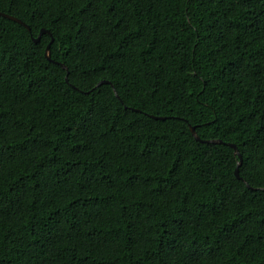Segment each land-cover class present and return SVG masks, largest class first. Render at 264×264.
Here are the masks:
<instances>
[{
  "label": "trees",
  "instance_id": "1",
  "mask_svg": "<svg viewBox=\"0 0 264 264\" xmlns=\"http://www.w3.org/2000/svg\"><path fill=\"white\" fill-rule=\"evenodd\" d=\"M0 11V264H264V0Z\"/></svg>",
  "mask_w": 264,
  "mask_h": 264
},
{
  "label": "water",
  "instance_id": "2",
  "mask_svg": "<svg viewBox=\"0 0 264 264\" xmlns=\"http://www.w3.org/2000/svg\"><path fill=\"white\" fill-rule=\"evenodd\" d=\"M0 15H3V16L8 17V18H10V19H13V20H16V21H18V22H21V23H23V24H24V25L30 30V26H29L28 24H26L25 22H23V20L20 19V18L14 16V15H11V14H9V13L2 12V11H0ZM46 32H47V33H50V31H49L48 29L42 28V30H41V32L39 33V35H38L37 37H34V38H33L34 41H35V42H39L40 39H41V37H42V35H43L44 33H46ZM53 41H54V38L52 37L50 43L47 45L46 52H45L46 56H47L49 59L51 58V44H52ZM57 63H60V62H57ZM60 64H61L64 68L67 69V66H66L64 63H60ZM66 80H67V81L69 80V78H68V74L66 75ZM104 83L112 84L109 80H107V79H103V80L99 81L95 87H98V86H100L101 84H104ZM112 85H113V84H112ZM116 95L119 96L118 93H117V91H116ZM190 129H191L192 133L194 134V136H195V138H196L197 140H202V141H205V142H213V143H221V142H223L221 139H217V138H215V139H204V140H203V139L198 135V133H197V131H196V126L190 124ZM227 143H228L229 145H231V146L234 148V150H235V154H237V155L239 156V162H238V165H237V167H236L235 174H236V176H237L238 178H241L239 168H240V165H241L242 162H243L242 154L240 153V150L238 149V147H237V145H236L235 143H230V142H227ZM248 186H250V185L248 184Z\"/></svg>",
  "mask_w": 264,
  "mask_h": 264
}]
</instances>
